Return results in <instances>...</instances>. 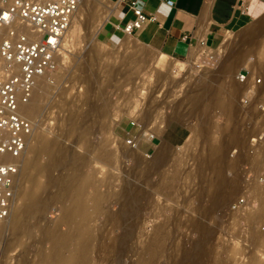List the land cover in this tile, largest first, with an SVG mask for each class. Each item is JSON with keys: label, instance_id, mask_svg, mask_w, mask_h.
<instances>
[{"label": "rangeland", "instance_id": "obj_1", "mask_svg": "<svg viewBox=\"0 0 264 264\" xmlns=\"http://www.w3.org/2000/svg\"><path fill=\"white\" fill-rule=\"evenodd\" d=\"M5 1L6 0H0V6L2 2L4 3ZM92 2V5L90 0H87L84 3L89 12L84 26L77 28L78 30L80 29L79 33L78 30H74L73 32L71 31L72 33L70 32L72 38L76 37V42L74 41L75 43L72 47L73 52H69L67 58L68 61L66 60L67 62H64L65 60H63L64 57L62 55L61 58L59 57L60 61H63V68L57 71H49L51 76L49 75L48 78L46 77V80H43L45 84L43 93L44 96L39 95L40 89L37 86L34 92V96L31 99L32 107L35 109L24 110L27 116L35 120V125L38 128L37 130L39 131L27 154L25 165L26 169L22 177L21 185L23 184L22 186H28L26 184H30L29 181L25 180V172L27 171V167L32 168L40 164H48L50 163L51 159L57 158L61 154L64 156L70 153L82 154L80 149H84L82 151L83 153L90 151L92 153L90 154L89 152L90 157L92 155H97V151L99 150H103V152L101 151L103 154L108 150L106 154L109 152H111L112 155L114 154L112 157L113 160H106L109 163L105 162L106 168L104 163L105 169L101 173H99V176H103L102 178L104 179V182L108 181L109 179V183L111 182L112 184L105 182L102 190L105 191L110 186L109 189H107L105 192H111L114 190L112 192L114 193L115 190L116 192L120 191V188H127L129 185L132 186H130L131 189L134 187L132 191L136 196L133 198L132 204L130 203L127 206H130L129 208H132V210L134 209L133 211L131 210L132 213H130L132 214V217L137 220H135L136 224H138L135 227V230L137 229V233L135 234L134 232L133 237L126 240V245H119L117 242H114V244V239L117 237L120 238L119 235L123 234V230L119 226H116L113 230H111V225H108L107 228L110 226L108 229V231H110L109 234L108 232H106L107 237L104 235L101 237L98 236L95 240L97 242H92V246L95 249H93V247L91 248L90 254H92L90 255V258L87 261H81L80 264H101L103 262L105 264H135L134 260L140 262V260L146 261L150 259L156 252V248L154 246V238H156V228L161 225L162 222L164 223V221L166 223H164V229L166 230V227L169 225V228L167 227V230H170L165 231V236L162 239V245L164 246H161V251L157 254L155 264H193V259L196 255V253L194 252H197V248H199L200 246H202L203 249L206 250L201 254V261H203L201 262V264H217L219 259L223 264H246L247 262H251V258L253 259L252 264H264V243H262L264 239L262 234V229L264 228V203L261 207L263 200L262 196L264 194H262L261 196V194L258 195L253 192V188L256 185H264V94L261 93L264 92V84H258L253 97V95L250 96L248 93H245L248 92V89L251 87L252 83L244 85L240 84V82L238 81L239 71L241 69H246V67H252L254 75L259 76V79L262 77V75L264 76V29L261 31L260 35L256 37V42L250 44L252 48L249 46L248 42H245L248 31L246 33H241L243 32L241 30H244L245 27L243 29L234 31L233 35L228 36L223 41L224 37L227 34L225 33L224 35H222L220 41L213 46L215 50H209V52L213 53L217 57L208 56L207 51L205 52L204 50V52L202 51V53H200V55H198V57H196L194 60L195 63L200 62L198 63V65L202 64L201 66H197L198 68L196 67V69H191L193 65L192 61L190 60L188 64H185L184 66H182V68L178 69L179 72H172V70L167 69V67L159 63L158 57L160 54L149 43L140 41L134 35L129 36L123 30L122 32L121 30H116L117 33L111 32V29L113 27H111L110 25L107 26V24H110V22H112L110 17V9L112 4L109 5L108 0H93ZM262 16L264 17V15L261 14L254 20L260 19ZM262 22H264V18L259 21L257 26L261 25ZM250 24H252V22ZM109 34L110 38L112 39L111 41L105 40L104 38ZM127 35L129 36V38L127 37ZM202 44L200 43L199 45ZM239 44L241 45V47H239ZM255 44L258 45L257 50ZM243 47L250 48L251 51L248 57L244 60V62H242L243 64H240V66L231 73L233 74L230 75L231 77L228 76L226 80H221L223 85L225 82L226 86L224 87L228 88L230 92H232L231 98L233 101V106L235 108L233 109L231 114H228L223 109H220V107L208 108L206 111V118L205 120H202L196 110H194V107L189 105L187 107L189 110L186 108L188 103L191 104L189 100H187V94H189V96L194 94V91L198 90L202 86L201 83L204 82L201 79L202 76L206 74L208 75L210 74V72L218 68L220 61L222 60V56L227 50H230L232 48H237L240 50L245 49ZM67 48L68 45L66 44V47L64 49ZM259 49H261L262 51ZM144 52H147V54H149L147 55ZM261 52L263 54H261ZM93 55H96V57L92 59V61H90L91 56ZM141 56H145V58H142ZM173 56L182 59L186 58V55ZM259 63H261V65H259ZM260 67L261 70H259ZM256 68L258 70H256ZM257 71L260 75L257 73ZM255 73H257L258 75ZM52 74H54V76H52ZM215 81H217L216 83H218L220 80L216 79L213 83H215ZM232 84L234 87L232 86ZM228 86H232L234 90L232 89V87L230 88ZM244 95H246L249 99H247ZM176 101L179 104H177ZM180 103L183 104L181 105ZM237 105L241 107L243 105V109L241 107L240 109ZM91 106L92 109L97 110L99 108L108 106V111H110H107L106 114H104L106 116V119H101L102 117H104V115L100 118H94V114L92 117L93 119L90 120L89 112L87 111ZM77 109H80V111L78 112V116L82 119L81 124L84 123L85 119L87 121H90V123L92 124V128L90 129V131H86L83 124L78 125L77 128H74L75 131L74 129L70 128V117L68 115H70L74 110ZM182 110L185 112L183 113ZM147 111L149 113H147ZM116 113L118 114V117L116 116ZM140 115H142V117ZM115 117L116 120L114 121L117 124L112 123L113 121L110 122ZM101 120L104 121L102 122ZM168 122L170 123L167 125ZM112 124H114L113 127ZM203 124L206 125L204 126ZM60 125H62L63 127H61ZM93 125L96 127H94ZM162 125H167V127L165 128L166 130H164V132L162 133V136H160L157 134H159L158 129L160 128V126L163 127ZM232 125H234V129ZM109 126H111L112 128H109ZM145 127L148 129L146 131H150L151 133H154L156 131L155 135L151 139L140 137L141 132H143V129L145 130ZM196 127L197 129H195ZM96 128H98V130ZM232 129L233 132L236 131V134H239L240 136L237 141H232V139L230 138V130ZM201 130L205 132V134L203 133V135H201ZM111 131H114L113 133L116 134L115 138L113 134L110 133ZM195 133H199V136ZM86 135L89 136V140L87 138L88 136ZM137 136L140 137L139 142L141 149L145 151V154L149 159L154 156L165 158L161 166L158 165L160 166L159 169L158 167L151 168V166H145V163L152 165L153 162L148 160L147 156L143 155L142 153L137 154L136 159L138 157V159H141L140 156L143 155L141 160L143 161L145 159V163L143 162L144 165L142 164V166H145L144 168H140L142 166L138 165V159L135 160L133 158L118 156L121 153H119V150L116 149H118V146L122 148V146L120 145V140H122L123 142L125 141V144L128 138H132L135 143ZM188 137L190 139H188ZM202 137H205V139ZM99 138L101 141L99 140ZM81 139L83 141H81L82 143L80 144ZM97 139L101 142L100 145L98 144L100 142L97 141ZM202 142L204 143L202 144ZM102 143H106L107 146L105 144L103 145ZM154 143H162L161 148H156L153 145ZM36 144L39 145L38 151L36 153V158L32 162H29L32 154L34 155L32 150ZM96 144L102 146L103 148L101 149L98 146L99 150L95 151V148L97 149ZM92 145L93 148H91ZM193 145H195V147ZM109 146L111 147L110 149ZM196 146L198 147V149H196ZM86 147L87 150H85ZM88 147L90 150L88 149ZM210 147L220 148L221 153L224 154L225 158L227 159H225L223 164H221L216 170L213 171L210 168L208 169L207 167H202V161L199 159L200 156H202V159L204 161H208L210 159L212 150ZM92 150H94L95 152H92ZM110 150H112L114 153ZM178 151L181 152L179 153ZM190 152H192V155ZM197 154H199L198 157ZM172 155L173 157H175V159H177L176 161H174ZM177 155L182 156L179 157ZM166 158H168L167 161ZM252 158H254L256 162H251L250 160ZM114 160H116V162H114ZM198 160L201 162H199ZM230 162L234 163L232 164ZM229 163L231 165H229ZM92 164L88 166L86 165L87 167H84L87 173H91V170L94 171ZM181 164H183V167ZM135 166L139 168L136 167L135 169ZM187 167L195 169H192L195 172L192 173V170L189 168V171L191 170L189 173L188 169H186ZM54 169L55 165L52 167V180L55 182L62 181L55 175V173L59 174L61 172V169H56L55 173ZM33 171L36 172V169L31 170V172ZM146 172H148V174ZM184 172L188 174V176ZM134 173L135 175H133ZM189 174L193 175L190 176ZM112 175L113 177H111ZM163 175L164 177L166 176V178H163ZM219 175L225 176L229 179L236 178L235 180H231V182L222 185L223 188H227L230 186L236 187V191L232 193V195L227 199H221V195L219 193ZM46 177L47 176L44 173L40 174V179L42 182H46ZM105 184L108 186L105 187ZM62 185L64 187H68L70 185L69 178H65L62 181ZM90 191H92V188L90 189ZM110 200V205L109 207L107 205V207L112 212H118L121 208L122 201L117 198H112ZM196 206L199 207L197 208ZM124 208L126 209L125 211H127L128 207ZM229 211L231 213L234 211L235 215L234 213H232L234 216L232 214L231 216ZM236 211L237 214L239 213L238 215L236 214ZM258 212H260V214ZM58 213L59 212L56 209L48 208L47 217L51 220L57 219ZM257 213L258 218L256 220L253 217L251 218V215L254 216V214ZM30 216V213L26 214L24 216L22 224L25 227L30 226L31 233L34 236H38V230L36 226L32 224V216ZM9 217L5 220H0V225L8 226L9 223H11V219ZM232 217L233 219L230 220ZM194 221H199L200 223L202 222L201 229L195 227L196 225ZM93 223L95 227L100 226V220H95ZM137 226H140L138 227L140 231ZM62 229H66V227L64 226ZM253 230H256V232H258V234H256L258 235V238L256 237L255 240L254 236L252 235L253 233L251 232ZM140 232H142L140 234L141 236L138 235ZM8 234L9 232L7 231L5 239H7ZM102 238L104 242H101ZM144 238L146 240H144ZM165 238H167V240ZM259 240L261 242L258 244L257 242H259ZM130 241H132L133 243ZM29 242H31V240L28 237L26 239H21L20 244H17V246H15H22L18 248L14 246L13 250L8 253V255L11 254L10 257L8 258V260L2 261V264H17L21 260H28L29 263H31L32 256L34 257V253H36V249H38L40 243L38 244L37 242H35L30 247L24 246ZM198 243L200 245L199 247ZM208 243L210 245H208ZM93 244H97V247H95V245ZM229 245L233 246L228 247ZM204 246L207 247L204 248ZM174 247L177 250H175ZM208 247L210 249H206ZM226 247H228V250L229 248L230 250L232 249V251L226 250ZM15 248L16 250H14ZM212 250L218 252L214 253ZM104 251H106V253H104ZM109 252L111 255L108 254ZM185 252H187L188 255ZM253 253L255 254V256L253 255ZM206 254L207 256H205ZM216 254H218V256ZM109 255L112 257H109ZM175 255L177 258L175 257ZM223 259L227 261L223 262ZM119 260L120 262H118ZM216 260L217 263L215 262Z\"/></svg>", "mask_w": 264, "mask_h": 264}, {"label": "bare ground", "instance_id": "obj_2", "mask_svg": "<svg viewBox=\"0 0 264 264\" xmlns=\"http://www.w3.org/2000/svg\"><path fill=\"white\" fill-rule=\"evenodd\" d=\"M87 0H84L82 2V4L80 5V7L78 8V10L76 11L75 15H74V18L70 24V26L68 27V29L65 31L64 33V36H63V39H62V43H61V46L59 47L58 49V52L56 54V58H55V67L54 69H52L51 71H57V70H60L63 68V61H60L59 57L61 58V55L64 57L63 60H65L64 62H67V58H68V55H69V52L72 51V47L74 45V43L76 42V37H71L70 35V32L74 31V30H78L77 28L79 27H83L84 26V23L88 17V12L89 10L87 9V7L84 5V3L86 2ZM91 1V5H92V1L93 0H90ZM3 4V2H2ZM1 4V5H2ZM94 9V8H93ZM111 11V10H110ZM264 29V22H262L261 25L251 29L250 31L247 32V38H246V43L248 42L249 43V46L250 44L252 43H255V39H257L256 37L260 35L261 31ZM80 30V29H79ZM79 30H78V33H79ZM71 32V33H72ZM83 32V31H82ZM81 33V32H80ZM129 36L130 35H133V34H130L129 32H126ZM77 34V33H76ZM74 35V34H73ZM78 35V34H77ZM127 35V37L129 38V36ZM65 38H66V41H65ZM75 38V39H74ZM75 41V42H74ZM261 41V40H260ZM263 42V41H262ZM243 43V42H242ZM241 43V45H242ZM66 44L68 45V48L67 49H64L66 47ZM260 44V42H259ZM240 45V44H239ZM241 45L239 47H241ZM256 45V44H255ZM245 46V45H244ZM257 46L256 45V50H257ZM97 47V46H96ZM251 47V46H250ZM245 48V47H243ZM252 48V47H251ZM261 48V47H260ZM209 50H215L214 47L212 46H209L208 49L206 50L207 51V55L208 56H211V57H217L215 56L213 53L209 52ZM261 50V49H259ZM205 51V52H206ZM250 48L246 47L245 49H235V48H232L230 50H227L223 56H222V60L220 61V64L218 65V68L212 72H210V74H206V75H203L202 76V86L194 91V94L190 95L187 94V100H189V102L191 104L188 103V105L186 106V108L191 105L192 107H194V110H196V112L199 114V117L202 119V120H205L206 118V111L208 108H212V107H220V109H223L224 111H226L228 114H231L233 109L235 108L233 106V101H232V98H231V93L230 90L228 88H225L224 86L225 85V82H224V85L223 83L221 82V80L225 79L230 76V75H233L231 74L236 68H238L240 66V64H243L242 62H244V60L248 57L249 53H250ZM262 51V50H261ZM73 52V51H72ZM145 54H147V52H144ZM259 53V52H258ZM149 54V53H148ZM147 54V55H148ZM261 54H263L261 52ZM198 56V55H197ZM96 57V55H93L91 56V59L90 61H92V59H94ZM101 57V56H100ZM142 57V56H141ZM145 58V56H143ZM142 57V58H143ZM149 57V56H148ZM79 58V57H78ZM98 58V57H97ZM139 58V57H138ZM141 58V59H142ZM150 58V57H149ZM70 59V58H69ZM254 59V58H253ZM262 59V58H261ZM62 60V59H61ZM67 60V61H66ZM97 60V59H96ZM149 60V59H148ZM194 58L192 59L191 58V61H192V67L191 69H196L197 66H201L202 64H199L200 62H197L195 63L194 62ZM99 61V60H98ZM145 61V60H144ZM260 61V60H259ZM100 62V61H99ZM95 63V62H94ZM92 64V63H91ZM255 64V63H254ZM253 64V66H254ZM258 64V63H257ZM94 65V64H93ZM246 65V64H245ZM252 65V64H251ZM259 65H261V63H259ZM264 65V64H263ZM256 66V65H255ZM198 68V67H197ZM249 68V75L247 76V79L244 80V81H240V84H250L252 83L251 87L248 89V92H245V93H248L250 96L255 94V91H256V87H258V84H264L263 82V75L262 77L259 79L258 77L259 76H256L254 75V71L252 69V67H248ZM258 68V67H257ZM256 68V70H258ZM111 69V67H110ZM88 70V69H87ZM190 70V69H189ZM255 70V72H256ZM259 70H261V67L259 68ZM111 71V70H110ZM264 71V70H263ZM150 72V71H149ZM172 72H179L178 69H173ZM188 73V71H187ZM258 73V71H257ZM255 73V74H257ZM49 71L46 72L45 74L41 75L38 79V82H37V85L36 87L38 86V88L40 89L39 90V95L40 96H44V89H45V84L43 82V80H46V77L48 78L49 76ZM259 74V73H258ZM257 74V75H258ZM186 75V74H185ZM199 75V74H198ZM236 75V74H235ZM260 75V74H259ZM52 76H54V74H52ZM158 76V75H157ZM231 77V76H230ZM52 78V77H51ZM162 78V77H161ZM160 78V79H161ZM185 78V77H184ZM220 80L218 83H216L217 81L214 82V80ZM159 80V78H158ZM228 80V79H227ZM147 81V80H146ZM231 81V80H230ZM79 82V81H78ZM145 82V81H144ZM236 82V81H235ZM233 83V82H232ZM234 84V83H233ZM232 84V86H233ZM257 84V85H256ZM229 85V84H228ZM231 85V84H230ZM259 85V86H260ZM231 86V87H232ZM264 86V85H263ZM230 87V86H228ZM230 87V88H231ZM234 87V86H233ZM232 87V89H233ZM141 88V87H140ZM189 88V87H188ZM36 89V88H35ZM195 89V88H194ZM262 89V88H261ZM187 90V89H186ZM234 90V89H233ZM238 90V89H237ZM240 90V89H239ZM191 91V90H190ZM241 91V90H240ZM35 92V91H34ZM186 92V91H185ZM189 93V92H188ZM234 93V92H233ZM264 94V92H261ZM233 95V94H232ZM248 95V96H249ZM34 96V94H33ZM246 96V95H244ZM234 97V96H233ZM254 97V95H253ZM259 97V96H258ZM33 98V97H32ZM75 98V97H74ZM186 98V97H185ZM247 98V96H246ZM77 99V98H76ZM249 99V98H247ZM252 99V98H251ZM136 100V99H135ZM254 100V99H253ZM244 101V100H243ZM177 102V101H176ZM181 102V100H180ZM124 103V102H123ZM134 104V103H133ZM141 104V103H140ZM177 104H179L177 102ZM181 105L183 103H180ZM241 105V103H240ZM62 106V105H61ZM132 106V105H131ZM178 106V105H177ZM176 106V108H177ZM180 106V105H179ZM239 106V105H237ZM250 106V105H249ZM164 107V106H163ZM241 106H239L240 108ZM243 107V105H242ZM241 107V108H242ZM255 107V106H254ZM149 108V107H148ZM180 108V107H179ZM184 108V107H183ZM237 108V109H239ZM240 108V109H241ZM25 109H35L32 107V104H31V100L28 102V103H25L22 105V110L24 111ZM185 109V108H184ZM188 109V108H187ZM236 109V110H237ZM243 109V108H242ZM251 109V108H250ZM189 110V109H188ZM246 110V109H245ZM80 111V109L78 110H74L72 112L71 110V114L68 115L70 117V128L71 129H74V128H77L78 125H82L85 126V130H89L92 128L91 127V123L90 121H87L85 119L84 123L81 124V121L82 119L78 116V112ZM108 111V106H105L103 108H99L98 110L97 109H92V106L89 107L88 111L89 112V116H90V120L93 119V115H94V118L98 117H102L104 114H106V112ZM110 111V110H109ZM108 111V112H109ZM143 111V110H142ZM152 111V110H151ZM179 111V110H178ZM181 111V109H180ZM187 111V110H186ZM191 111V110H190ZM188 111V112H190ZM250 111V110H249ZM262 111V110H261ZM135 112V111H134ZM150 112V110H149ZM147 111V113H149ZM155 112V111H154ZM177 112V111H176ZM182 112L184 113L185 111L182 110ZM181 112V113H182ZM217 112V111H216ZM255 112V111H254ZM111 113V112H110ZM127 113V112H126ZM131 113V112H130ZM163 113V112H162ZM187 113V112H186ZM193 113V112H192ZM257 113V112H256ZM117 114V113H116ZM119 114V112H118ZM118 114L116 115L118 117ZM121 114V113H120ZM139 114V113H138ZM85 115V114H84ZM108 115V114H107ZM123 115V113H122ZM143 115V114H142ZM142 115H140L142 117ZM157 115V114H156ZM176 115V114H175ZM181 115V114H180ZM179 115V116H180ZM189 115V114H188ZM223 115V114H222ZM115 116V115H114ZM121 116V115H120ZM119 116V117H120ZM148 116V115H147ZM86 117V116H85ZM150 117V116H149ZM164 117V116H163ZM234 117V116H233ZM68 118V117H67ZM105 118L106 119V116L104 115V117H102L101 119ZM165 118V117H164ZM184 118V117H183ZM89 119V118H87ZM143 119V118H142ZM244 119V118H243ZM114 120H116V117L113 118V120H111L110 122L114 123V124H117ZM136 120V119H135ZM150 120V119H149ZM157 120V119H156ZM245 120V119H244ZM96 121V120H95ZM102 122L104 120H101ZM100 121V122H101ZM66 122V120H65ZM99 122V124H100ZM101 122V123H102ZM154 122V121H153ZM157 122V121H156ZM160 122V121H159ZM166 122V121H165ZM241 122V121H240ZM257 122V121H256ZM62 123V122H61ZM105 123V122H104ZM155 123V122H154ZM153 123V124H154ZM164 123V122H163ZM170 122L167 123V125L169 124ZM191 123V122H190ZM244 123V122H243ZM54 124V123H53ZM107 124V122H106ZM114 124H112V127L114 126ZM148 124V123H147ZM249 124V123H248ZM68 125V124H67ZM97 125V124H96ZM105 125V124H104ZM145 125V124H144ZM167 125H162L163 127L160 126V128L158 129V132L159 134L157 135H160L162 136V133L164 132V130H166L165 128L167 127ZM194 125V124H193ZM202 125V124H201ZM204 126L206 124H203ZM51 126V125H50ZM61 127H63L62 125H60ZM65 126V124H64ZM94 126V125H93ZM99 126V125H98ZM101 126V124H100ZM99 126V127H100ZM106 126V125H105ZM152 126V125H151ZM203 126V127H204ZM233 126V129H234V125ZM96 127V126H94ZM98 127V128H99ZM111 126H109L110 128ZM111 127V128H112ZM207 127V126H206ZM98 128H96L98 130ZM101 128V127H100ZM99 128V129H100ZM103 128V127H102ZM105 128V127H104ZM108 128V127H107ZM150 128V127H149ZM38 128L36 127V125L34 126V130L32 132V134L30 135L29 137V142L27 144V148L26 150L24 151V153L22 154L21 156V161H20V171H19V174H18V178H17V183H16V194H15V199H14V202H13V205H12V208H11V211L9 213V215L4 218V219H0V220H5L7 219L9 216V218L11 219V223H9L8 226H1L0 225V264H2V261H6L8 260V258L10 257V255H8V253L13 250L14 246L17 244H20V241L21 239H26L27 237L30 238L31 242L27 243L24 245V246H32L35 242H37L38 244L40 243V246L38 247V249H36V253H34V257L32 256V259H31V263H29V261L27 260H21L20 262H18L17 264H80L81 261H87L89 258H90V251H91V248L93 247L92 246V242L96 240V238L99 236H106V232H108L109 234V227L107 228L108 225H111L110 229L113 230L116 226H119L120 228H122L123 230V234L122 235H119L120 238H115L113 243L114 242H117L119 245H122V244H125L126 240H128L129 238L133 237L134 235V232L135 234L137 233V229L135 230V227L136 225V219H134L132 217V208H129L130 206H127L129 205L130 203L132 204L133 202V198L136 196L134 195L133 193V188L131 189V185H129L127 188H120L121 190L120 191H117L115 190L114 193H112L113 191L111 192H105L107 189H109V187L104 191L102 190V187L104 186V183L105 182H108L109 183V179L107 178L108 176L111 175H108L106 178L108 179V181H105L104 182V179L102 178L103 176H99V173H101L105 168H106V163L107 162L106 160L107 159H112L113 155L111 154V152L107 153L108 150L103 154V150H99V148H103L102 146H99L101 144V140L99 138V140L97 139V141H99L100 143H97L99 144H96L97 146V149L95 148V151L96 150H99L97 151L98 154L97 155H92L90 157L89 155V152H85L83 153L82 151L84 149H80L81 150V153H70V154H67V155H60L58 156L57 158H53L51 159L50 163L48 164H40V165H37L35 167H32V168H29L27 167V171L25 172L26 174V181H29L30 184H25L28 185V186H22L21 183H22V177H23V174H24V171H25V165H26V157H27V154L30 150V146L31 144L33 143V141L35 140V137L37 136V133L39 130H37ZM53 129V128H52ZM64 129V128H63ZM94 129V128H93ZM193 129V128H192ZM197 129V127L195 128ZM203 129V128H201ZM219 129V128H218ZM233 129L230 130L231 131V139L232 141H237L240 136L239 134H236V131L233 132ZM101 130V129H100ZM148 130L146 127H145V130L143 129V132H141V135L140 137H146L148 139H151L156 131L154 133H151L150 131H146ZM205 130V129H204ZM61 131V130H60ZM75 131V129H74ZM83 131V130H82ZM96 131V130H95ZM109 131V130H108ZM202 131V130H201ZM62 132V131H61ZM85 132V131H84ZM82 132V133H84ZM93 132V130H92ZM114 131H111L110 133L113 134L114 138L116 137V134L113 133ZM157 132V133H158ZM193 132V130H192ZM223 132V131H222ZM72 133V132H71ZM81 133V132H80ZM96 133V132H95ZM94 133V134H95ZM203 133L205 134V132L202 131V134ZM208 133V132H207ZM210 133V132H209ZM197 134V133H195ZM225 134V133H223ZM194 135V134H193ZM199 136V133L197 134ZM209 135V134H208ZM88 136V135H86ZM190 136V135H189ZM206 136V135H205ZM217 136V135H216ZM70 137V136H69ZM79 137V136H78ZM94 137V136H93ZM118 137V136H117ZM139 136L136 137V142H132V143H129L128 141H126V143L124 144V142L122 140H120V145L122 146V148H120L118 146V149L116 150H119V153H121L120 155L118 156H122V157H127V158H133L135 160L136 159V155L137 154H143V155H146L145 154V151L143 149H141V146H140V142H139ZM191 137V136H190ZM193 137V136H192ZM197 137V136H196ZM71 138V137H70ZM83 138V137H82ZM88 140H89V136L87 137ZM198 138V137H197ZM205 139V137H202ZM213 138V137H212ZM216 138V137H215ZM74 139V138H73ZM84 139V138H83ZM91 139V138H90ZM93 139V138H92ZM102 139V138H101ZM104 139V138H103ZM113 139V138H112ZM188 139H190L188 137ZM201 139V138H200ZM86 140V138H85ZM108 140V139H107ZM118 140V139H117ZM124 140V139H123ZM207 140V139H206ZM71 141V140H70ZM81 141H83L82 139L80 140V144L82 143ZM95 141V140H93ZM92 141V143H93ZM103 141V140H102ZM105 141V140H104ZM79 142V141H78ZM88 142V141H87ZM86 142V143H87ZM95 142V143H96ZM106 142V141H105ZM115 142V141H114ZM85 143V142H84ZM83 143V144H84ZM94 143V144H95ZM109 143V141H108ZM204 142H202L203 144ZM82 144V145H83ZM103 144V143H102ZM106 146L107 144L104 143ZM103 144V145H104ZM196 144V142H195ZM200 144V143H199ZM88 145V144H87ZM128 145V146H127ZM156 148H161L162 146V143L161 144H153ZM186 145V144H185ZM86 146V145H85ZM99 146V148H98ZM105 146V147H106ZM171 146V145H170ZM190 146V145H189ZM195 147V145H193ZM198 146V145H197ZM196 146V147H197ZM202 146V145H201ZM261 146V145H260ZM83 147V146H82ZM81 147V148H82ZM206 147V146H205ZM204 147V149H205ZM208 147V146H207ZM38 148H39V145L36 144L32 150V152L34 153V155L32 154V156L30 157V160L29 162H32L35 158H36V153L38 151ZM76 148V147H75ZM93 148V145L92 147ZM107 148V147H106ZM111 147L109 146V149ZM183 148V147H182ZM193 148V147H192ZM203 148V147H202ZM212 150H211V157L208 161H204L202 159V156H200V160L202 161V167H207L208 169L210 168L212 171L213 170H216L221 164H223L224 160L226 159L224 154L221 153L220 151V148H215V147H210ZM89 149V147H88ZM189 149V148H188ZM195 149V148H194ZM193 149V150H194ZM198 149V147L196 148ZM77 150V149H76ZM79 150V149H78ZM87 150V147L86 149ZM90 150V149H89ZM192 150V151H193ZM202 150V149H201ZM200 150V151H201ZM263 150V149H262ZM94 150H92L93 152ZM94 151V152H95ZM105 151V150H104ZM112 151V150H110ZM184 151V150H183ZM190 151V150H189ZM204 151V150H203ZM224 151V149H223ZM113 152V151H112ZM179 152V151H178ZM181 152V151H180ZM179 152V153H180ZM202 152V151H201ZM114 153V152H113ZM118 153V152H117ZM149 153V152H148ZM183 153V152H182ZM188 153V152H187ZM191 155H192V152H190ZM189 153V154H190ZM90 154H92L90 152ZM95 154V153H94ZM176 154V153H174ZM194 154V153H193ZM196 154V153H195ZM200 154V153H199ZM197 154V157L198 155ZM142 155V156H143ZM187 155V154H186ZM228 155V154H227ZM116 156V154H115ZM114 156V157H115ZM142 156L141 159H142ZM147 156V155H146ZM179 156V155H177ZM182 155H180L179 157H181ZM190 156V155H188ZM5 157H8L7 154H4V153H1L0 152V159H3ZM119 157V159H120ZM145 157V156H144ZM171 157V156H170ZM173 157V155H172ZM178 157V158H179ZM196 157V158H197ZM118 158V157H117ZM148 158V156H147ZM169 158V157H168ZM166 158V161L167 159ZM174 158V161H176L177 159ZM188 158V157H187ZM116 159V158H114ZM141 159H138V165L142 166L143 162L145 161V159L142 161ZM182 159V158H180ZM185 159V158H183ZM195 159V158H193ZM254 159V158H252ZM250 160L251 162L255 161L254 160ZM113 160V159H112ZM148 160L152 161V165H149L147 163H145V166L148 165V166H151V168H155V167H159L161 166V164L164 162L165 158H161V157H158V156H154L152 158H148ZM170 160V159H169ZM187 160V159H186ZM185 160V161H186ZM227 160V159H226ZM123 161V160H122ZM127 161V160H126ZM173 161V160H172ZM173 161V162H174ZM180 161V160H179ZM191 161V160H190ZM199 161V160H198ZM199 161V162H201ZM232 161V160H231ZM235 161V160H233ZM113 162V161H112ZM114 162H116V160H114ZM124 162V161H123ZM147 162V161H146ZM172 162V163H173ZM182 162V160H181ZM195 162V161H194ZM229 162V161H228ZM93 163V164H92ZM104 163H105V168H104ZM109 163V162H107ZM137 163V162H136ZM167 163V162H166ZM177 163V162H175ZM174 163V164H175ZM226 163V162H225ZM224 163V164H225ZM232 163V162H230ZM229 163V165H231ZM234 163V162H233ZM232 163V164H233ZM92 164V167L94 168V171L91 170V173H87L86 170L84 169V167H87L88 165ZM114 164V163H113ZM120 164V163H118ZM198 164V163H197ZM227 164V163H226ZM55 165V169H54V173H55V170L56 169H61V172L58 174L55 173V175L57 177H59L60 180H64L65 178H69L70 180V185L68 187H64L62 185V181H53L52 180V167ZM87 165V166H86ZM110 165V164H109ZM112 165V164H111ZM144 165V164H143ZM160 165V166H158ZM180 165V164H179ZM182 167H183V164H181ZM115 166V165H114ZM145 166H142L140 168H144ZM188 166V165H186ZM185 166V167H186ZM260 166V165H259ZM108 167V166H107ZM118 167V165H117ZM137 166H135L134 168L136 169ZM170 167V166H169ZM174 167V166H173ZM180 167V166H179ZM92 168V169H93ZM139 168V167H137ZM190 168V167H189ZM189 168L187 167L186 169H188L189 171ZM196 168V167H195ZM36 169V172H31V170H34ZM191 169V168H190ZM193 169V168H192ZM191 169V170H192ZM197 169V168H196ZM207 169V170H208ZM222 169V168H221ZM143 170V169H142ZM146 170V169H145ZM151 170V169H150ZM149 170V171H150ZM179 170V169H177ZM183 170V169H182ZM190 170V171H191ZM195 170V169H193ZM191 171L192 173L195 172V171ZM206 170V169H204ZM106 171V170H105ZM122 171V170H121ZM134 171V170H133ZM153 171V169H152ZM181 171V170H180ZM187 171V172H188ZM189 171V173H190ZM197 171V170H196ZM129 172V171H128ZM140 172V171H139ZM142 172V171H141ZM160 172V171H159ZM186 172V171H185ZM184 172V173H185ZM44 173L47 177V180L46 182H42L41 179H40V174ZM124 173V172H123ZM148 174V172H146ZM163 173V171H162ZM166 173V172H165ZM108 174V173H107ZM128 174V173H127ZM186 174V173H185ZM237 174V173H236ZM240 174V173H239ZM238 174V175H239ZM129 175V174H128ZM135 175V173L133 174ZM165 175V174H164ZM163 175V178H166V176L164 177ZM167 175V174H166ZM188 176V174H186ZM190 176L193 175V174H189ZM233 175V174H232ZM235 175V174H234ZM54 176V175H53ZM106 176V174H105ZM169 176V175H168ZM229 176V175H228ZM236 176V175H235ZM240 176V175H239ZM242 176V175H241ZM113 177V175L111 176ZM123 177V176H122ZM232 177V176H230ZM234 177V176H233ZM237 177V176H236ZM147 178V177H146ZM239 178V177H238ZM242 178V177H241ZM45 179V178H44ZM236 178H232V179H229L225 176H221L219 175V180H220V184H219V193L221 195V199H227L229 196L232 195V193H234L236 191V187L235 186H230V187H224L223 188V184L225 185L226 183H229L231 182V180H235ZM106 180V179H105ZM165 180V179H164ZM168 180V179H167ZM166 180V181H167ZM106 183V184H108ZM234 183V182H233ZM232 183V184H233ZM105 184V187L108 186ZM109 184H112L111 182ZM146 184V182H145ZM236 184V183H235ZM148 185V184H147ZM150 185V184H149ZM114 186V185H113ZM131 186V187H130ZM154 186V185H153ZM161 186V185H160ZM206 186V185H205ZM92 188V191H90V189ZM114 188V187H112ZM217 188V186H216ZM156 189V188H155ZM138 190V189H137ZM136 190V191H137ZM185 190V189H184ZM238 190V189H237ZM188 191V190H187ZM192 191V190H191ZM141 192V191H140ZM253 192L255 194H258L262 196V194H264V185H256L254 188H253ZM134 195V196H133ZM138 195V194H137ZM187 195V194H185ZM140 197V196H139ZM138 197V198H139ZM144 197V196H143ZM150 197V196H149ZM112 198H117V199H120L122 202V205H121V208L118 212H112L111 210H109V200L112 199ZM240 198V197H239ZM22 199V200H21ZM140 199V198H139ZM262 205L261 207L263 206V203H264V195L262 196ZM118 200V201H120ZM232 200V199H231ZM220 201V200H219ZM233 201V200H232ZM111 202V200H110ZM109 203V204H107ZM142 203V202H141ZM146 203V202H145ZM140 204V203H139ZM216 204V203H215ZM108 205V207H107ZM136 206V205H135ZM143 206V205H142ZM221 206V205H220ZM124 207H128L127 208V211H125L126 209ZM197 207V206H196ZM199 207V206H198ZM197 207V208H198ZM48 208H54L56 209L59 213L57 214L58 217L57 219H54V220H51L47 217V210ZM134 208V206H133ZM195 208V207H194ZM222 208V207H221ZM262 209V208H261ZM134 210V209H133ZM132 210V211H133ZM140 210V209H139ZM137 211V210H136ZM141 211V210H140ZM179 211V210H178ZM131 212V213H130ZM138 212V211H137ZM177 212V211H175ZM194 212V211H193ZM230 212V211H229ZM261 212V210H260ZM260 212H258L260 214ZM30 213L31 216H32V224L34 226H36L37 230H38V236H34L32 233H31V227H25L23 226L22 224V221L24 219V216L26 214ZM228 213V212H227ZM234 213V211L232 212ZM230 212V215L232 214ZM258 213L257 214H254L251 215V218L253 217L255 220L258 218ZM236 214H237V211H236ZM239 214V213H238ZM237 214V215H238ZM233 215V214H232ZM231 215V216H232ZM235 215V213H234ZM233 215V216H234ZM30 216V217H31ZM135 216V215H134ZM240 216V215H239ZM170 217V216H169ZM173 217V216H172ZM193 217V216H192ZM195 217V216H194ZM197 217V216H196ZM171 218V217H170ZM164 219V218H163ZM174 219V218H173ZM172 219V220H173ZM178 219V218H177ZM189 219V218H188ZM233 217L230 219L232 220ZM95 220H100V226L99 227H95L94 226V221ZM136 220V221H135ZM190 220V219H189ZM97 222V221H96ZM193 222V221H192ZM138 223V222H137ZM163 223V222H162ZM159 225L157 228H156V238L155 239V248H156V252L152 255V257L148 260H140V262L135 261V264H155V261H156V257H157V254L161 251V246H164L162 245V239L164 238L165 236V231L167 230V227L169 228V225L166 227V230L164 229V225L166 224L165 221L163 223V225ZM195 227L197 228H200L201 229V226H202V222L200 223L199 221L195 222ZM236 223H237V219H236ZM29 224V222H28ZM98 224V223H97ZM193 225V224H192ZM66 227V229H62L63 227ZM177 226V225H176ZM188 226V225H187ZM227 226V225H226ZM236 226V224H235ZM140 227V226H137V228ZM174 227V226H173ZM189 227V226H188ZM187 227V228H188ZM178 228V227H177ZM233 228V227H232ZM253 228V227H252ZM139 229V228H138ZM241 229V228H240ZM256 229V228H255ZM260 229V228H259ZM262 229V228H261ZM264 229V228H263ZM262 229V231L264 232V230ZM107 230V231H106ZM141 230H142V227H141ZM170 230V229H168ZM167 230V231H168ZM193 230V229H192ZM236 230V229H235ZM252 230V229H251ZM257 230V229H256ZM256 230H253L251 231L254 236V240L256 239V237L258 238V232H256ZM9 232L8 236H7V239H5L6 237V232ZM140 231V229H139ZM173 231V230H172ZM175 231V230H174ZM190 231V230H189ZM258 231V230H257ZM261 231V230H260ZM170 232V231H169ZM185 232V231H184ZM262 232L263 234V238H264V233ZM142 232H140L138 235L141 236ZM145 233V232H143ZM171 233V232H170ZM169 233V234H170ZM173 233V232H172ZM260 233V232H259ZM186 234V233H185ZM261 234V233H260ZM145 235V234H143ZM241 235V234H240ZM25 236V238H24ZM138 236V237H139ZM167 236V235H166ZM169 236V235H168ZM23 237V238H22ZM83 237V238H82ZM107 237V236H106ZM149 237V236H148ZM194 237V236H193ZM104 238V237H103ZM102 238V240H103ZM174 238V237H173ZM179 238V236H178ZM206 238V237H205ZM5 239V240H4ZM101 239V238H100ZM138 239V238H137ZM167 240V238H165ZM233 239V238H232ZM251 239V237H250ZM98 240V239H97ZM101 242H104V240ZM140 240V239H138ZM144 240H146L144 238ZM148 240V239H147ZM186 240V239H185ZM231 240V239H230ZM238 240V239H237ZM236 240V241H237ZM24 241V240H23ZM22 241V242H23ZM26 241V240H25ZM100 241V240H99ZM141 241V240H140ZM183 241V240H182ZM200 241V240H199ZM232 241V240H231ZM239 241V240H238ZM251 241V240H250ZM253 241V240H252ZM258 241V239H257ZM28 242V241H27ZM97 242V241H95ZM94 242V243H95ZM132 242V241H130ZM136 242V241H135ZM145 242V241H144ZM165 242V241H164ZM169 242V241H167ZM227 242V241H226ZM233 242V241H232ZM261 241L259 240V242H257L258 244L260 243ZM99 243V242H98ZM133 243V242H132ZM131 243V244H132ZM141 243V242H140ZM166 243V242H165ZM173 243V242H172ZM228 243V242H227ZM235 243V242H234ZM233 243V245H234ZM239 243V242H238ZM244 243V242H242ZM264 243V239H263V242ZM103 244V243H102ZM115 244V243H114ZM182 244V243H181ZM212 244V243H211ZM219 244V243H218ZM223 244V243H221ZM226 244V243H225ZM232 244V243H230ZM236 244V243H235ZM48 245V246H47ZM95 245V244H93ZM97 245V244H96ZM95 245V247H97ZM100 245V244H99ZM126 245V244H125ZM166 245V244H165ZM173 245V244H172ZM202 245V244H201ZM208 245H210L208 243ZM233 245H229L228 247L230 246H233ZM243 245V244H242ZM241 245V246H242ZM263 245V244H262ZM261 245V246H262ZM15 246V247H16ZM22 246V245H21ZM21 246H18V247H21ZM23 246V247H24ZM101 246V245H100ZM104 246V245H103ZM177 246V245H175ZM199 243H198V247H199ZM226 246V245H225ZM16 247V248H18ZM168 247V246H167ZM179 247V246H178ZM177 247V248H178ZM207 247V246H204V248ZM228 247H226L228 250ZM236 247V246H235ZM234 247V248H235ZM247 247V246H246ZM264 247V246H263ZM16 248L14 250H16ZM105 248H106V245H105ZM104 248V250H105ZM163 248V247H162ZM175 248V247H174ZM216 248V247H214ZM232 248V247H231ZM93 249H95L93 247ZM109 249V248H108ZM107 249V250H108ZM111 249V248H110ZM147 249V248H146ZM184 249V248H183ZM206 249H210L209 247L206 248ZM213 249V248H212ZM263 249V248H262ZM102 250V249H101ZM106 250V251H107ZM115 250V249H114ZM136 250V249H135ZM168 250V249H167ZM175 250H177L175 248ZM180 250V249H179ZM188 250V249H187ZM218 250V249H217ZM230 250V248H229ZM228 250V251H229ZM236 250V249H235ZM242 250V249H241ZM246 250V249H245ZM94 251V250H93ZM106 251H104V253H106ZM109 251V250H108ZM107 251V252H108ZM184 251V250H183ZM203 251H206L203 249L202 246H200L199 248H197V252L195 251L194 253H196V255L194 256V259H193V264H201V254ZM214 253L216 251L212 250ZM225 251V250H224ZM232 251V249L230 250ZM99 252V251H97ZM102 252V251H101ZM112 252V251H110ZM110 252L108 254H110ZM134 252V251H133ZM149 252V250H148ZM175 252V251H174ZM180 252V251H179ZM218 252V251H217ZM216 252V253H217ZM67 253V255H66ZM126 253V252H125ZM182 253V251H181ZM187 253V252H185ZM183 253V254H185ZM213 253V254H214ZM231 253V252H230ZM245 253V252H244ZM243 253V254H244ZM96 254V253H95ZM113 254V253H112ZM175 254V253H174ZM208 254V253H207ZM207 254L205 256H207ZM222 254V253H221ZM237 254V253H236ZM252 254V253H250ZM111 255V254H110ZM109 257H112L110 256ZM127 255V254H126ZM188 255V253H187ZM218 256V254H216ZM230 255V254H228ZM233 255V254H232ZM253 255L255 256V254L253 253ZM108 256V255H107ZM167 256V255H166ZM184 256V255H183ZM203 256H204V253H203ZM209 256V255H208ZM215 256V255H214ZM224 256V255H223ZM246 256V255H245ZM114 257V256H113ZM125 257V256H124ZM128 257V256H127ZM176 257V255H175ZM228 257V256H227ZM232 257V256H231ZM250 257V256H249ZM120 258V257H119ZM177 258V257H176ZM189 258V257H188ZM205 258V257H204ZM217 258V257H216ZM227 259V258H226ZM229 259V258H228ZM245 259V258H244ZM255 259V258H254ZM117 260H118V257H117ZM170 260V259H169ZM202 260H203V257H202ZM206 260V259H204ZM215 260V259H214ZM218 260V259H217ZM217 260L215 261L217 263ZM220 260V259H219ZM218 260V263L217 264H223L221 263V260L219 262ZM230 260V259H229ZM228 260V261H229ZM247 260V259H246ZM251 262L248 263V264H252L253 262V259L251 258L250 259ZM110 261V260H109ZM122 261V259H121ZM224 261H227L225 259H223V262ZM249 261V260H248ZM120 262V260L118 261ZM133 262V261H132ZM137 262V263H136ZM162 262V261H161ZM172 262V261H171ZM191 262V261H190ZM209 262V261H208ZM9 263V262H8ZM180 263V261H179ZM227 263V262H226ZM243 263V262H242ZM246 263V264H247ZM5 264V263H4ZM11 264V263H9ZM101 264H105L104 262L101 263ZM131 264V263H130ZM177 264V263H176ZM204 264V263H203ZM207 264V263H205ZM214 264V263H212ZM225 264V263H224Z\"/></svg>", "mask_w": 264, "mask_h": 264}, {"label": "built area", "instance_id": "obj_3", "mask_svg": "<svg viewBox=\"0 0 264 264\" xmlns=\"http://www.w3.org/2000/svg\"><path fill=\"white\" fill-rule=\"evenodd\" d=\"M83 1L6 0L0 6V152L8 155L0 159V219L11 211L21 156L35 126L22 105L32 99L39 77L54 69L64 33ZM129 4L135 16L113 22L116 28L133 34L147 20L157 19L144 10L141 0ZM248 75L246 67L238 78L244 81Z\"/></svg>", "mask_w": 264, "mask_h": 264}, {"label": "crops", "instance_id": "obj_4", "mask_svg": "<svg viewBox=\"0 0 264 264\" xmlns=\"http://www.w3.org/2000/svg\"><path fill=\"white\" fill-rule=\"evenodd\" d=\"M144 10L156 14L136 28L133 35L149 43L159 52L158 61L169 70L182 68L209 46L223 41L233 32L246 27L264 13V0H141ZM111 5V32L118 29L113 22H126L135 15L130 0H108ZM115 28V30H114ZM122 32V30H121ZM111 41L110 34L104 37ZM203 43L202 45L199 44ZM197 44V45H196ZM173 55L184 56L185 59Z\"/></svg>", "mask_w": 264, "mask_h": 264}, {"label": "water", "instance_id": "obj_5", "mask_svg": "<svg viewBox=\"0 0 264 264\" xmlns=\"http://www.w3.org/2000/svg\"><path fill=\"white\" fill-rule=\"evenodd\" d=\"M262 15H264V14H262ZM263 18H264V17L262 16L260 19L254 20V21L252 22V24L246 26V27L244 28V30H241V31H243V32H241V33H246V32L249 31L250 29L255 28V27L257 26V24L259 23V21H260L261 19H263ZM242 29H243V28H242Z\"/></svg>", "mask_w": 264, "mask_h": 264}]
</instances>
